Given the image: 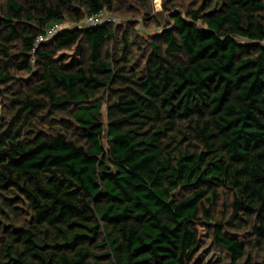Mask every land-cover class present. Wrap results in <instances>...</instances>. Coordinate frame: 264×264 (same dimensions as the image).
Here are the masks:
<instances>
[{"label": "trees", "instance_id": "obj_1", "mask_svg": "<svg viewBox=\"0 0 264 264\" xmlns=\"http://www.w3.org/2000/svg\"><path fill=\"white\" fill-rule=\"evenodd\" d=\"M117 4L1 8L0 264H264V0L171 11L136 62L80 24Z\"/></svg>", "mask_w": 264, "mask_h": 264}, {"label": "rangeland", "instance_id": "obj_2", "mask_svg": "<svg viewBox=\"0 0 264 264\" xmlns=\"http://www.w3.org/2000/svg\"><path fill=\"white\" fill-rule=\"evenodd\" d=\"M6 0H0V14L1 8L4 6ZM205 0H118L115 10H106V18H110L108 23L114 25L117 29L116 34L118 39L126 32L129 34V41L131 43V61H140L143 58L144 49L150 41L157 38L163 27L172 24L170 20V12L177 10L182 14L188 9L199 8L204 4ZM165 4V5H164ZM83 25V21L80 23ZM200 25H203L199 21ZM62 27H70L73 23L66 20ZM50 41V38L47 41ZM122 45V43H117ZM17 76L23 75V72L15 71ZM2 98L0 97V100ZM106 104L103 105L105 111ZM4 112L0 106V116ZM226 195L222 196L219 202V210L223 208V200H226ZM202 264H229L231 258L227 252L221 248L213 249L209 243L203 246ZM255 260V261H254ZM260 255L253 253V261L258 264Z\"/></svg>", "mask_w": 264, "mask_h": 264}, {"label": "built area", "instance_id": "obj_3", "mask_svg": "<svg viewBox=\"0 0 264 264\" xmlns=\"http://www.w3.org/2000/svg\"><path fill=\"white\" fill-rule=\"evenodd\" d=\"M106 16V10H101L95 14H91L86 16V18L83 20L84 25H98L102 23H108L107 21H110V18H104ZM62 28L61 24H55L52 27L48 28L45 32V34H41L38 36L37 43H40L48 38H51L54 36L58 30ZM264 43V40H263Z\"/></svg>", "mask_w": 264, "mask_h": 264}]
</instances>
